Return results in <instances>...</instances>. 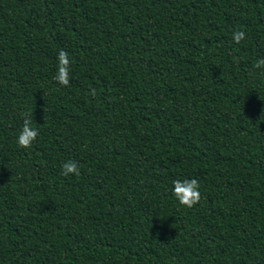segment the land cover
<instances>
[{"label":"trees","instance_id":"16d2710c","mask_svg":"<svg viewBox=\"0 0 264 264\" xmlns=\"http://www.w3.org/2000/svg\"><path fill=\"white\" fill-rule=\"evenodd\" d=\"M261 58L264 0H0V264H264Z\"/></svg>","mask_w":264,"mask_h":264},{"label":"clouds","instance_id":"9594fccd","mask_svg":"<svg viewBox=\"0 0 264 264\" xmlns=\"http://www.w3.org/2000/svg\"><path fill=\"white\" fill-rule=\"evenodd\" d=\"M245 38L246 33L244 31L239 29L233 31L232 41L235 44H240ZM70 67L69 54L61 49L57 54V73L53 77L59 85L64 87L69 86ZM253 68L259 70L264 75V58L257 59L253 64ZM22 118L23 124L17 134L16 143L21 149H30L39 136V129L33 127L32 114H22ZM61 174L64 177L79 176L80 166L75 160H67L62 164ZM199 187V181L196 179L174 180L172 196L180 206L190 209L200 202Z\"/></svg>","mask_w":264,"mask_h":264}]
</instances>
